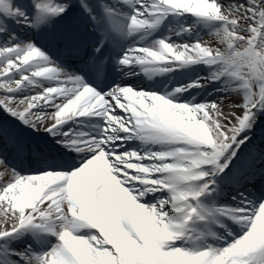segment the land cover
<instances>
[{"label":"snow or ice","instance_id":"6c2138e0","mask_svg":"<svg viewBox=\"0 0 264 264\" xmlns=\"http://www.w3.org/2000/svg\"><path fill=\"white\" fill-rule=\"evenodd\" d=\"M0 264H264V0H0Z\"/></svg>","mask_w":264,"mask_h":264}]
</instances>
